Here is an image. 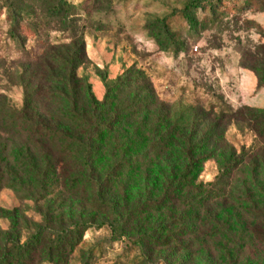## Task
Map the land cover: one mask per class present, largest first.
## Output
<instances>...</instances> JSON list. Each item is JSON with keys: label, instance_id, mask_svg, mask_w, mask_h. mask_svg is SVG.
Segmentation results:
<instances>
[{"label": "rangeland", "instance_id": "1", "mask_svg": "<svg viewBox=\"0 0 264 264\" xmlns=\"http://www.w3.org/2000/svg\"><path fill=\"white\" fill-rule=\"evenodd\" d=\"M82 48L76 77L99 105L114 96L126 110L93 165L104 177L124 164L106 189L114 209L100 213L79 192L59 198L52 174L54 186L36 193L15 169L26 157L11 149L7 162L18 180L0 189V234L32 244L37 234L60 233L61 216L64 229L69 218L89 222L65 264H264V227L247 212L264 204V139L246 111L264 110V0H0V103L20 109L26 69L54 66ZM118 78L130 86L115 89ZM87 100L80 87L69 101ZM185 132L196 134L195 199H186V183L177 181V196L168 183L186 164L178 141ZM205 136L213 141L201 146ZM220 136L219 149L233 153L228 168L211 147Z\"/></svg>", "mask_w": 264, "mask_h": 264}, {"label": "trees", "instance_id": "2", "mask_svg": "<svg viewBox=\"0 0 264 264\" xmlns=\"http://www.w3.org/2000/svg\"><path fill=\"white\" fill-rule=\"evenodd\" d=\"M61 9L57 7V12ZM18 28V24L14 23L13 29L17 31ZM12 36L15 37V34L13 33ZM79 50L80 54L82 53L80 58L77 51L62 61L56 58L59 62L56 61L54 66L47 62L46 64L39 63V66L35 65L34 70L26 69L25 74L20 77L25 92L23 105L20 109L14 110L0 103V189L14 187V183L18 180L15 169H19L22 176L26 175L30 183L34 184L36 193L39 191L42 195H46L47 187L54 186L50 185L46 178L52 174L58 176L57 180L60 179L59 198L63 199L68 193L79 192L84 203H91L94 210L103 213V209L111 211L114 209L106 200L108 197L106 189L112 181H115L113 178H115L116 169L119 171L124 164L120 162V165L111 170L109 175L102 177L93 168L94 158L99 152V145H102V142L104 145L107 134L114 131V124L121 121L126 110L114 103V96L105 98L102 105L94 100L89 92V87L75 75L84 56L83 48L82 51ZM43 56L45 55H42L41 58ZM28 73L29 77L26 78ZM32 85L34 86L32 87ZM129 86L128 80L118 78L114 88L120 91ZM80 87H86L88 100L82 106H76L75 102L69 100L74 99ZM102 108L103 110H101ZM246 111L247 119L253 125L256 137L263 140L264 110ZM141 112L138 109L136 112H132L131 116H136ZM128 120L130 121L132 118L129 117L123 122ZM223 121L222 114L217 116L213 122V128L219 129ZM204 125L199 124L196 127L200 129ZM12 138L17 141H27H22L21 144L18 141L17 144L11 140ZM178 141L181 142L183 149L181 153L186 164L180 169L178 176L174 173L171 174V180L168 182L169 187L174 190L172 195L177 196L180 190L177 181L186 183L188 186L186 199L191 197L195 199V195L200 191L199 186H193L195 175L192 173L195 172V169L191 168L195 165L192 145L196 141V134L181 133ZM212 141V138L205 136L201 141V146L203 143ZM220 143H223V136H220V140L218 139L216 144L211 147L218 150L217 155L221 159V164L228 168L227 164L231 165L233 153L222 152L218 146ZM29 147L33 149H43L44 147L49 154L37 158L35 152L29 151ZM11 149L26 157V162L22 165L18 162L19 167L15 169L11 168L7 162ZM200 159L199 161L202 162L206 158ZM27 163L30 166H26ZM251 165L257 168L258 161H253ZM194 192L196 193L194 194ZM198 196L199 202L210 204V201H207L209 200L207 196ZM62 205L63 202H60V206ZM247 212L252 222L264 227V204L252 203ZM11 214L7 215L10 217ZM58 218L60 219L58 222L59 228H61L60 233L48 238H40V234H37L32 244L21 245L19 238L12 239L6 234H0V236H5L2 240L0 239V264H40L41 262L65 264L69 252L81 240L89 222L75 223L69 218L66 220L68 226L64 229L63 218L61 216ZM117 219L114 218L113 223H116ZM49 221L51 222V220ZM40 249L41 252L43 251L42 253ZM38 250L39 253H36Z\"/></svg>", "mask_w": 264, "mask_h": 264}]
</instances>
